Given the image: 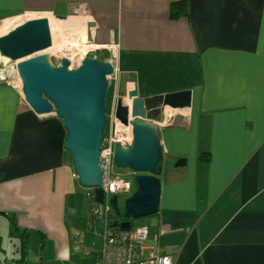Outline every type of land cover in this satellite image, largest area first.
<instances>
[{"label":"crops","instance_id":"0c3cea01","mask_svg":"<svg viewBox=\"0 0 264 264\" xmlns=\"http://www.w3.org/2000/svg\"><path fill=\"white\" fill-rule=\"evenodd\" d=\"M175 2L185 4L176 17ZM27 12L90 29L115 67L110 108L130 91H192L189 107L165 106L159 123L164 164L149 240L173 264H264V0H0V20ZM66 136L57 114H36L0 71V264L10 254L14 264H85L73 254L88 249Z\"/></svg>","mask_w":264,"mask_h":264},{"label":"water","instance_id":"95a60500","mask_svg":"<svg viewBox=\"0 0 264 264\" xmlns=\"http://www.w3.org/2000/svg\"><path fill=\"white\" fill-rule=\"evenodd\" d=\"M87 36L91 40L89 28ZM52 43L49 19L38 16L0 34V56L17 62L23 97L31 109L38 115L57 114L63 120L67 131L64 147L72 156L77 178L82 186L93 189L95 201L103 204L100 153L107 124L109 77L115 67L93 53L75 69L69 67L66 57L56 64L47 51ZM191 97L192 91L186 89L146 97L132 96L130 91L127 99H117L115 116L132 125L133 144L125 147L117 143L114 163L136 173V189L126 197L123 206L117 195L110 198L117 216L124 209V220H116L114 227L127 231L132 220L158 213L162 187L159 176L164 164L159 123L164 121L165 106L189 107ZM185 163L186 159L181 157L176 166Z\"/></svg>","mask_w":264,"mask_h":264},{"label":"built area","instance_id":"2783aa9c","mask_svg":"<svg viewBox=\"0 0 264 264\" xmlns=\"http://www.w3.org/2000/svg\"><path fill=\"white\" fill-rule=\"evenodd\" d=\"M88 48L85 54L79 57L59 55L60 59L68 58L70 68H78L87 55H95L98 50L92 41H87ZM58 55V54H56ZM117 143L125 147L133 144V129L131 124H124L115 116V107L107 112V124L101 145L100 159L103 167L102 188L105 193V201L99 204L93 201L91 208L95 217H101L100 248L98 249L96 264H173L170 254L161 250L156 242L149 240V232L146 227H131L127 231L110 225V214L113 212L110 198L120 194L129 196L134 192V184L130 178L122 176L114 171V153ZM93 192V189L89 188ZM88 193V192H87ZM94 197V192H93Z\"/></svg>","mask_w":264,"mask_h":264},{"label":"rangeland","instance_id":"374dc122","mask_svg":"<svg viewBox=\"0 0 264 264\" xmlns=\"http://www.w3.org/2000/svg\"><path fill=\"white\" fill-rule=\"evenodd\" d=\"M29 13H33L36 15H44V13H38V12H27V13H22L18 16H10L7 19L4 18L2 20H0V34L5 33L9 30H11L12 28H14L15 26H17L18 24L22 23L23 21H25V15L29 14ZM54 16V15H53ZM55 17V16H54ZM57 18V17H56ZM11 20L9 22L8 25H5V21L7 20ZM59 19V18H58ZM11 27V28H10ZM7 29V31L5 30ZM98 53V52H97ZM95 54L94 57L100 59V58H104L103 55L101 54ZM57 53H51V58L52 61L56 64H60L61 63V59L59 57V54L56 55ZM89 56V54L87 55ZM0 71L3 72V74L6 76L7 79H9L10 81H12L16 86H18L21 89V79L20 76L18 74L17 71V62L16 61H12L9 60L7 58H3L0 56ZM110 82V79H109ZM110 87V86H109ZM22 90V89H21ZM111 101V91L109 92L108 90V94H107V99H106V106L109 107V103ZM110 110V107H109ZM72 163V161H71ZM73 165V163H72ZM114 171L122 176H125L127 178H130L131 181L134 184V179H135V172L130 169V168H122V167H118V166H114ZM135 184H134V189H135ZM90 189L87 187L82 186L81 184L78 185V189H77V196L80 198L79 200V206H78V210H80L79 214H77V218L79 219L78 222V226L81 230V234L83 236H80L79 238L82 239V246L85 248V246H87V251L80 249L81 251H79L80 253H77L76 251L73 250V254L75 256V258L77 259H82V261L85 262V264H94V255L95 252L100 248V226H101V217H94L93 214L90 213V203L88 201V197H87V192H89ZM127 196L120 194L119 195V203L121 206L124 205V200L126 199ZM114 211V210H113ZM112 214V213H111ZM110 214V217H111ZM153 216V215H151ZM150 216H146V217H141L138 219L133 220V226L138 227V226H143L148 228L149 223L148 221L150 220ZM149 229V228H148ZM15 234V233H14ZM17 236V235H14ZM33 243L35 244V247L37 245V243L39 242V236L35 238H33ZM11 244V250H8L9 252H14L17 250V246L19 244H17V246L12 245V240L10 241ZM32 248V247H31ZM18 249H21L20 247ZM38 249V247H37ZM7 250H5V248H2V252L5 253ZM36 251V249H35ZM7 261L5 264H14L11 263L13 258H12V254H10L8 257L5 258ZM18 259H20V257H18Z\"/></svg>","mask_w":264,"mask_h":264},{"label":"bare ground","instance_id":"6f19581e","mask_svg":"<svg viewBox=\"0 0 264 264\" xmlns=\"http://www.w3.org/2000/svg\"><path fill=\"white\" fill-rule=\"evenodd\" d=\"M41 16V15H39ZM42 16H46L49 19V24L52 34V45L47 51L51 53H57L59 55H68L75 57L79 55L81 57L85 54L88 48L87 30L82 25L81 21L76 17H69L67 19H58L51 14L45 13ZM38 17V15L29 13L25 15V20ZM11 20L5 21V25H8ZM11 28V27H10ZM7 31V29H5Z\"/></svg>","mask_w":264,"mask_h":264},{"label":"trees","instance_id":"16d2710c","mask_svg":"<svg viewBox=\"0 0 264 264\" xmlns=\"http://www.w3.org/2000/svg\"><path fill=\"white\" fill-rule=\"evenodd\" d=\"M179 3L181 5V7H177V5ZM182 4L185 5L184 2H178V3L175 2V3L172 4V7H171V15L172 16H175L176 17V16H178L180 14H184L185 10H183L184 7L182 6ZM107 112H109V108L108 107H107ZM201 158H204V153L201 154ZM134 184L136 186L135 179H134ZM135 189H136V187H135ZM135 189H134V191H135ZM87 197H88V201L90 203V213L92 214L91 208H92L93 201H94L93 192L92 191H89L87 193ZM123 212H124V209L123 208L121 209V215L120 216H117L114 211L112 212V214H111V221H110V225L111 226H113V224H114V222L116 220H119V221L124 220ZM132 227H134L133 226V220H132ZM116 228H118V227H116ZM21 239H22V241H21V250L25 252L28 249V246H29L28 245L29 240L27 239V234H22L21 235Z\"/></svg>","mask_w":264,"mask_h":264}]
</instances>
